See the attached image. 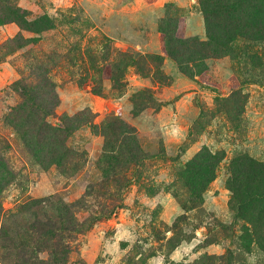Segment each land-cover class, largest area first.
<instances>
[{
    "label": "rangeland",
    "instance_id": "obj_1",
    "mask_svg": "<svg viewBox=\"0 0 264 264\" xmlns=\"http://www.w3.org/2000/svg\"><path fill=\"white\" fill-rule=\"evenodd\" d=\"M202 1L7 0L52 27L0 21V162L13 174L0 176V264H23L24 224L62 206L74 225L60 235L59 264H264L228 183L235 159L264 163V5L254 34L217 51ZM232 1L206 0L215 31ZM112 120L128 132L124 144L105 130ZM43 121L71 127L61 166L32 148ZM128 145L140 161L112 165ZM37 258L55 262L45 250Z\"/></svg>",
    "mask_w": 264,
    "mask_h": 264
},
{
    "label": "trees",
    "instance_id": "obj_2",
    "mask_svg": "<svg viewBox=\"0 0 264 264\" xmlns=\"http://www.w3.org/2000/svg\"><path fill=\"white\" fill-rule=\"evenodd\" d=\"M5 1L7 3V0ZM202 2L206 13V19L208 21L210 39H212L218 47L217 51L221 49L224 51L227 49L233 51L235 48L234 42L237 41L238 38H245L247 36L246 33L254 34L251 20L259 17L261 14V11L258 12V10H255V5L258 2H261V4L264 5V0H233L229 5L228 10L224 11V13L223 11L220 12L221 14H230V19L226 21L223 27L217 25V31H215V29L211 27V25L214 26L215 24L211 23V17L207 15V10H210L209 8L207 9L209 4L206 0ZM0 10L1 22L15 21L24 29H29L31 26H35L34 28L38 32L52 27H50L48 23V17L44 16L40 17L39 20L36 19L29 21L22 14H19V10L9 2L6 4L4 9L3 7H0ZM248 13H250V15L252 14V16L245 17L244 14ZM234 15H237V21H234ZM211 31L215 33L217 38L211 36ZM164 34L166 35L165 39L167 43L169 42V38L171 36L175 37V35H177V32L175 31L174 34ZM17 90L21 93V95L25 96V98L29 95L33 98L32 93L30 94L31 91L28 90V86H19L18 84ZM34 101L35 100H32V103L29 104L28 107L38 105ZM40 103L42 105V110L43 108H50V105H46V103H42V101ZM27 104L28 103L20 105L17 110L25 111ZM36 113L37 112H35V114ZM44 114L45 116H49L50 112L45 111ZM16 122L22 123V121L19 120ZM104 126L105 130H111V133L113 134L111 141H115V145L119 141L123 144L125 143L123 141L128 138L129 134L121 128L122 122L112 120L108 121ZM36 129L31 133L32 137H35V144L32 145L35 155L42 156L43 159L48 156L50 162L59 166L63 165L68 154L66 146L64 145V140L71 135V127L50 126L46 121H43L38 124V132H36ZM103 134L106 135V132L103 131ZM107 143L109 142L106 140V146L109 145ZM128 146L130 147L126 146L125 149L120 148L122 153L119 149V151L116 152L118 155H111L109 162L112 165L117 166L119 163L140 161V157L136 156L137 147L134 145ZM113 151L115 152V149ZM202 155L203 153H200V157ZM189 166L190 167H188V169L193 167L191 165ZM210 171L211 170L209 168V170L198 169V171L193 172L198 173V179L190 181L192 178L189 177L190 184L199 182L202 174ZM185 174L186 173H183L184 176ZM4 175L5 177H3ZM0 176L3 177V183L4 180L5 183H7V181L10 182L12 180L11 176H13L12 172L7 169L2 161L0 162ZM204 183L205 182L203 181V186ZM228 183L232 192L230 207L234 212V218H240L246 222V225L242 230L243 237L249 243L253 241V236H255V234L260 235L259 243L264 251V163L250 160L247 157H239L235 159L232 164V171H230ZM34 206L35 204L33 203L27 208V210L29 211L30 208H33ZM73 225L74 222L67 206L58 207L55 214H46L44 217H39L34 213L31 220L24 224V231H21L18 236L19 243H16L18 250L26 252V257H20V263L31 264L33 261L38 259V254L44 250L49 252L50 256H52V259L55 261L53 264L63 263L67 258V251L62 246L60 235L63 232L69 231ZM7 236V234H4V238ZM13 238L15 237L11 236L9 239L13 240ZM21 259L23 260L22 262Z\"/></svg>",
    "mask_w": 264,
    "mask_h": 264
}]
</instances>
